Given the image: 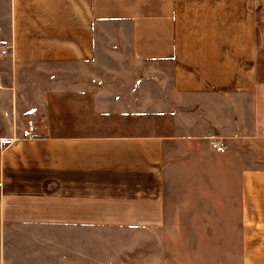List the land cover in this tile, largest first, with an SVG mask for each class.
<instances>
[{"label":"crops","instance_id":"0c3cea01","mask_svg":"<svg viewBox=\"0 0 264 264\" xmlns=\"http://www.w3.org/2000/svg\"><path fill=\"white\" fill-rule=\"evenodd\" d=\"M7 1L0 264H71L107 233L187 241L209 223L189 178L233 171L264 255V0ZM204 155L240 163L188 167Z\"/></svg>","mask_w":264,"mask_h":264},{"label":"rangeland","instance_id":"374dc122","mask_svg":"<svg viewBox=\"0 0 264 264\" xmlns=\"http://www.w3.org/2000/svg\"><path fill=\"white\" fill-rule=\"evenodd\" d=\"M9 3L0 0V47H5L10 53L9 34L4 32L7 25ZM11 71L9 54L0 55V84L6 83ZM1 92V91H0ZM245 157V156H244ZM244 160V159H243ZM240 161V160H239ZM239 161L222 162L217 158L204 155L202 161H187L188 167L196 169L201 166L204 171L223 169L237 170ZM187 167V166H186ZM229 173L227 176H204L189 178L192 188L190 210L197 220L205 219L206 225L195 224L184 226L183 233L187 234V241L162 242L160 236L138 247V240L133 234L117 236L114 233L99 234L98 250L88 252L87 255L67 257L71 264H264V255L254 254V225L243 224L239 209V179ZM233 174V175H232ZM199 179L205 186L204 192H199ZM192 183V184H191ZM208 190L209 192H206ZM200 218V219H198ZM183 227V226H182ZM22 233H19L20 235ZM111 237V238H110ZM25 239V238H22ZM30 240L14 246L16 248L33 247ZM264 243V242H263ZM9 245V243H8ZM51 248H57L54 245Z\"/></svg>","mask_w":264,"mask_h":264},{"label":"built area","instance_id":"2783aa9c","mask_svg":"<svg viewBox=\"0 0 264 264\" xmlns=\"http://www.w3.org/2000/svg\"><path fill=\"white\" fill-rule=\"evenodd\" d=\"M8 52V49L5 47H0V55H6ZM37 126L33 119L29 118L26 119L24 128L22 130V137L24 139H31L33 138L35 132H36ZM213 147H218L216 143L211 142ZM220 148H224V146H219Z\"/></svg>","mask_w":264,"mask_h":264}]
</instances>
